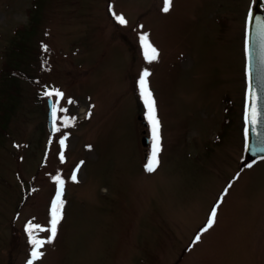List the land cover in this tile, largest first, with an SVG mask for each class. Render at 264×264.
<instances>
[{
  "label": "rangeland",
  "instance_id": "374dc122",
  "mask_svg": "<svg viewBox=\"0 0 264 264\" xmlns=\"http://www.w3.org/2000/svg\"><path fill=\"white\" fill-rule=\"evenodd\" d=\"M255 3L172 0L164 12V0H0V96L12 65L36 77L18 82L0 134V264H28L26 227L50 226L58 175L63 216L34 264H264V157H247L244 117ZM145 33L159 51L152 62ZM145 69L160 121L152 173ZM55 90L64 96L52 95L51 133L45 92Z\"/></svg>",
  "mask_w": 264,
  "mask_h": 264
},
{
  "label": "snow or ice",
  "instance_id": "6c2138e0",
  "mask_svg": "<svg viewBox=\"0 0 264 264\" xmlns=\"http://www.w3.org/2000/svg\"><path fill=\"white\" fill-rule=\"evenodd\" d=\"M172 6V0H164V6L162 8V11L168 12ZM116 19L120 24H125L127 23L126 19L123 17V15H117ZM141 44L144 48V55L145 59L148 60L149 62L155 61L159 57V51L158 49L154 46V44L150 41L148 34H143L140 37ZM151 75V73L145 69L143 73L140 76L139 80V86H140V94L141 97L144 100L145 105L147 106V115L150 123L152 124V133H153V149H152V154L151 157L149 158L148 162L145 165V170L149 173L155 172L157 168L159 167L160 160H159V153H160V121L157 117L156 114V101L153 97L152 91L148 85V77ZM46 96H52L55 95L58 99L62 98L64 94L60 92L59 90H55L54 92L48 91L45 92ZM58 103V101H57ZM71 103V101H69ZM60 111H67V109H59ZM57 105L53 104L52 107V119H53V124H54V131H59L58 128L55 127V123L57 120ZM252 115H253V122H255V108L253 107L252 109ZM65 138H62L60 140V144L63 147L65 144ZM60 159L61 161L64 160V155L63 152L60 154ZM251 167V165H249ZM76 173L73 172L71 179L73 181L76 180ZM57 182L59 183V188L57 190V196L56 199L52 203V209H51V219H50V226L48 228H44L40 225H35L32 223H29L26 227V231H28L29 238H30V243L32 245V252H31V259L28 261V264H34V261L39 259L40 257L43 256V252L40 251V249L43 247L44 244L46 243H51L52 240L56 237L57 234V226L62 219L63 216V200L61 199L62 192H63V179L58 175L55 177ZM231 187V185H229ZM227 192V189L225 190ZM217 217V208L214 207L210 213L209 219L207 221V227L203 229V231H207L210 229L213 224L216 221ZM47 231L50 233V235L47 238L40 239L37 238L36 236L33 235L34 231ZM196 241H199L201 239L200 235L196 236Z\"/></svg>",
  "mask_w": 264,
  "mask_h": 264
},
{
  "label": "water",
  "instance_id": "95a60500",
  "mask_svg": "<svg viewBox=\"0 0 264 264\" xmlns=\"http://www.w3.org/2000/svg\"><path fill=\"white\" fill-rule=\"evenodd\" d=\"M247 99L245 107L246 154L249 159L264 157V0H256L247 27ZM54 98H48V127L54 130L52 107ZM255 108V122L252 109ZM149 144V136L142 138Z\"/></svg>",
  "mask_w": 264,
  "mask_h": 264
},
{
  "label": "trees",
  "instance_id": "16d2710c",
  "mask_svg": "<svg viewBox=\"0 0 264 264\" xmlns=\"http://www.w3.org/2000/svg\"><path fill=\"white\" fill-rule=\"evenodd\" d=\"M39 1V0H37ZM37 4V3H36ZM34 5L32 8H30V20L28 23H25L23 26H21L18 30L20 31L21 34H29L32 32V30L34 31V25L32 23V17L31 16V12L34 8H38V5ZM37 14L35 12L34 14V18L36 19ZM36 24V22H35ZM28 30V31H27ZM22 41L17 45L16 47V54L18 55L19 53L26 51L27 49V40L25 41V37H22ZM30 56L31 53H30ZM13 66V74L12 77H10V84L8 86V88H10V90H7L5 92V94H3V96H0V134L5 135L6 131H7V127H8V123L10 121L11 116L14 113L15 107H16V101H14L13 99L17 96L16 90L17 87L19 86L20 79H26L29 81H32L33 79L35 80L36 77H32L29 74H25L22 72L21 67H19L18 65H12ZM12 87V90H11ZM1 136V135H0Z\"/></svg>",
  "mask_w": 264,
  "mask_h": 264
},
{
  "label": "flooded vegetation",
  "instance_id": "af4514ba",
  "mask_svg": "<svg viewBox=\"0 0 264 264\" xmlns=\"http://www.w3.org/2000/svg\"><path fill=\"white\" fill-rule=\"evenodd\" d=\"M145 124H146V122H145Z\"/></svg>",
  "mask_w": 264,
  "mask_h": 264
}]
</instances>
